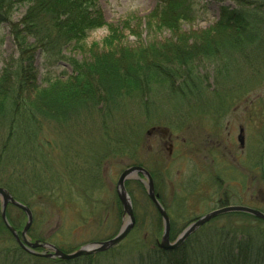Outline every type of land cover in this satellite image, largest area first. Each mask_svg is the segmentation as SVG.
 <instances>
[{"label":"rangeland","instance_id":"obj_1","mask_svg":"<svg viewBox=\"0 0 264 264\" xmlns=\"http://www.w3.org/2000/svg\"><path fill=\"white\" fill-rule=\"evenodd\" d=\"M157 2L99 0L106 26L90 31L79 44L72 43L64 48L65 60L49 65L42 53L37 54V83L41 87L55 75L66 79L77 63L94 62L105 54L118 59L122 52L137 53L148 47L160 49L165 44L170 48L182 46L193 52L192 64L195 68L186 72L195 79L191 80L179 69L177 72L180 75L175 77L179 85L175 87L177 89L169 84L153 82L149 90L130 96L125 94L115 104L111 102L107 106L101 104L86 108L66 122L46 119L42 122L40 140L31 144L29 151L21 152L16 160H12L13 148L7 155L0 156V186L15 185L19 190L14 196L32 209L34 220L28 232L31 241H46L63 251L72 252L84 244L115 236L126 218L121 213L117 197V181L124 168L135 163L138 154L153 169L156 161L161 165L162 174L156 182L174 218L176 238L193 217L202 216L217 206L201 201L200 192L195 188L187 190L185 187L191 183L190 176L197 175L196 179L201 182L204 179L203 170L210 172L197 169L202 161L200 152H207L210 158L217 159L215 155L227 151L224 161H230V151H237L233 147L238 146L236 139L233 142V139L227 141L223 138L226 137L224 126L228 120L238 126V121L246 117L242 113L241 117H237L235 114L238 113L230 112L219 121L216 109L231 110L236 105L242 109L251 103L256 108L246 123L252 141L250 154L256 161L254 186L251 191L246 185L236 187L232 202L236 204L242 199L244 204L249 203L264 211L263 173L257 169L258 159L264 154V26L260 27L262 31L255 43H243L251 31L242 34V42H237L234 38L239 36V26V29H224L217 22L223 7L237 9L239 5L234 0H197L193 20L183 22L175 31L159 27L151 20L150 13ZM25 10V7H19L13 20L21 18ZM111 26L117 29L116 35L120 34L115 40L111 35ZM108 37L111 38L109 42ZM209 44L217 48L208 49L206 45ZM18 54L8 26H1L0 75L7 63L16 59ZM182 90L184 92H180ZM211 119L218 120L219 124ZM156 125L179 131L181 156L175 157L178 159L175 166H172L175 158L168 160L167 147L161 144L164 134L159 133L157 138L150 136L151 139L147 134V130ZM6 136L7 130H0V141ZM210 137L221 141L223 146L217 150L208 149L205 142ZM183 138L187 139L186 143ZM193 154L198 158H193ZM12 162L18 173L6 171L13 170ZM220 164H215L214 169L217 170ZM163 178L164 181H161ZM126 185L135 211V229L114 248L94 255L93 264H142L141 261L145 264L148 247L156 244L155 238L163 230V221L145 187L134 180ZM251 192L253 199L249 197ZM212 193L213 190L209 193L210 197ZM188 204L196 205L186 210ZM195 208L197 212L192 214ZM7 214L15 226L21 227L27 220L24 211L13 204L8 205ZM263 222L247 214L222 215L187 239L186 249L190 256H198L208 249L217 255L223 245L222 239L227 237L230 238L226 241L233 237L238 240L252 238L258 247H263ZM15 244L3 225L0 201V249ZM45 263L60 264L54 261ZM259 263L264 264V260Z\"/></svg>","mask_w":264,"mask_h":264},{"label":"trees","instance_id":"obj_2","mask_svg":"<svg viewBox=\"0 0 264 264\" xmlns=\"http://www.w3.org/2000/svg\"><path fill=\"white\" fill-rule=\"evenodd\" d=\"M196 1L158 0L150 13L151 20L159 27L177 31L183 22L193 20ZM234 1L239 7H223L217 25L224 29L239 26V36L235 35L234 38L237 42H242V34L246 35V31H251L243 43L253 44L259 39L264 26V0ZM19 7H25L26 10L21 18L13 20L14 12ZM3 25L8 26L19 52L16 59L7 63L0 75V130H7L6 139L0 141V156L7 155L13 148L12 160H16L21 152L29 151V146L40 140L42 122L46 119L66 122L86 108L101 104L107 106L111 102L115 104L125 94L130 96L138 91L149 90L153 82L169 84L171 88L179 87L175 82V77L180 75L177 72L179 69L191 80L195 79L186 72L195 68L192 64L193 52L182 46L170 48L165 44L160 49L148 47L137 53L122 52L123 55L118 59L106 57L108 54H105L94 62L77 63L73 67V73L66 79L55 75L49 77L47 85L39 86L36 66L38 53H42L49 65L65 60L67 56L64 48L72 43L79 44L90 31L107 25L99 0H0V27ZM110 28L112 37L117 39L116 36H120L115 34L117 29L113 26ZM110 37L107 42L111 40ZM206 46L208 49L217 48L214 44ZM12 167L13 170L6 171L9 170L10 174L18 173L14 163ZM3 187L17 196L19 189L15 185ZM245 214L257 221H264L249 213ZM7 216L10 224L12 222L11 225L20 232L24 224L21 227L15 226L10 216ZM1 219L16 244L0 249V264H46L45 262L52 261L60 264H69L72 261L73 264H93L94 255L110 250L72 260L36 256L18 244L2 214ZM228 238L230 237L222 239L223 245L217 255L208 249L198 256H190L186 249L187 241L171 250L160 249L154 244L155 247H148L144 262L252 264L255 261L253 264H260L259 261L264 260V246L258 247L252 238L238 240L233 237L227 242ZM141 246L146 248L143 244ZM141 263L144 264L143 261Z\"/></svg>","mask_w":264,"mask_h":264},{"label":"flooded vegetation","instance_id":"obj_3","mask_svg":"<svg viewBox=\"0 0 264 264\" xmlns=\"http://www.w3.org/2000/svg\"><path fill=\"white\" fill-rule=\"evenodd\" d=\"M240 107H241L240 105H236V106H233L232 108L230 107L231 110L230 109L225 110L222 107L220 109H216L218 120L220 121V118L225 117L228 114L230 115V112H234V114L238 113V114H235L237 117H241V113H242L243 115H245L246 119L250 120V118H252V116H253V113L255 112L256 106H254L253 103H251V104H247V105L243 106L242 109ZM246 119L243 116V118H241L238 121L239 122L238 126H237V124L235 125L234 123H233V125H234L233 126L231 124V120H228L226 125L224 126L225 127V132H226V137H223V138H225L227 141H229L230 139H233V140L236 139L239 142L238 146L236 148H235V146H233L234 149L237 150V151H234V150L230 151V161H228V159H226L224 161V157L228 154L227 151H225L224 154L215 155L217 159L210 158L209 157V153H207V152L206 153L200 152L199 157H201L202 161L200 162L199 165H197V169L198 170L207 169L210 172L206 173L203 170L204 179L201 182H199V180L196 179L198 177L197 175H195L194 177L190 176V182L191 183L187 184V185H189V187H187V186H185V187H186L187 190L190 187L191 188L193 187L197 191H199L200 192L199 198L201 199V201H205V202H208V203H214L215 205H217L216 207H214L210 211L204 213L203 215H205V214H207V213H209V212H211V211H213L215 209H218V208H221V207H224V206H229V205H246V206L254 207V206H251L249 203L244 204L245 202H243L242 199H240L241 202H235L236 204H233V202H232V201H234L235 196H236V193H235L236 192V187H238L239 185H242V186L246 185L247 186L246 187L247 190L251 191V190H253V186H254V179H255L254 178V171H255V168H256V165H255L256 161H255L254 156H252V154H250V149L251 148H250L249 145H250V142H252V141H250L251 136L249 137V133H248L249 131H248V127H247V123H246L247 120ZM211 120L213 122H216L217 124H219L218 120L217 121H214L213 119H211ZM189 121L190 120H188L187 122H189ZM188 129L191 130V126H189ZM161 132L164 134L163 135L164 137L161 139L162 140L161 144L166 145L167 150H168L166 158L168 160L169 159L172 160L175 157L176 158L180 157L181 156L180 155V142H179V139H178L179 138V131L177 129H175V128H174V130L171 131V130H169L167 128H162L160 125L152 126L149 130H147V134H148L150 139H151V137L152 138L153 137L154 138L159 137L160 136L159 133H161ZM208 135L210 136V134H208ZM219 137L222 138L221 136H219ZM186 140H187L186 138H183L182 141L184 143H186L185 142ZM233 142H236V141L234 140ZM205 146L208 149L217 150V149H220V147L223 146V143L221 141H219V140L214 141L213 138L210 137V140H208V142H205ZM262 155L258 159L259 160V165L257 164L258 165L257 169H259L261 171L260 173H263L262 174V178L264 180V170H263V157H264V154H262ZM176 158H175L174 162L172 163V166H175V164L177 163L178 159H176ZM189 158H191V156H189ZM193 158H198V157H196V154H193ZM221 162H222V164H220ZM147 163L148 162L146 160L144 161L143 157H140V155L138 154L135 163L133 165L129 166V167H132V166L142 167L145 170H147L150 173V175L152 176L153 181H154V185H155V191L158 194V198H159L160 202L162 203V205L167 210L168 215L170 217V223H171L170 239L171 240H175L180 235V233L175 238L174 235H175L176 231H175V225H174V222H173L174 218L172 219V216H171L172 214L169 212V207L163 201L162 192L158 188V184L156 182L158 179H160V176L162 174L161 165H160L159 161H156V163L154 165L155 168L153 169V167H149L147 165ZM215 164H220V167H218L217 170L214 169ZM129 167H125L124 170L129 168ZM230 177H232V178H230ZM238 177L241 179V182H239ZM130 180H134L136 183L140 184L143 188L145 187V189H146L145 181L147 180V176H146V174L143 171H138L133 178H130L129 180L126 181V184ZM161 181H164V178L161 179ZM185 184L186 183H184V185ZM126 188H127V185H126ZM212 190H213V193H212V196L210 197L209 193ZM232 191H233V193H231ZM146 192H147V189H146ZM147 195H148V193H147ZM130 196H131V194H130ZM117 197H118V194H117ZM249 197L251 199H253L254 195H253L252 192H251ZM172 199H173V197H172ZM118 200L120 202V206L122 207L121 213H123V206H122V203H121L119 197H118ZM150 201L153 204V206L155 207V209L157 210V212L159 213L160 218L162 219V216H161L160 212L158 211V209L156 208L155 204L152 202L151 199H150ZM195 205L196 204H192V205L188 204L187 207H186V210L190 206H195ZM180 211H181L180 213L182 214V209ZM196 212H197V210L195 208V209H193V213L192 214H194ZM236 213L243 214V215L245 214L244 212H228V213L220 214V215L210 219L204 225H206L207 223H210L215 218L220 217L222 215L225 216V215H228V214H236ZM123 215H124V213H123ZM202 216L195 217V218L193 217V219L190 220V222H189V224L187 226H189L192 222L198 220ZM204 225H202L195 232H193L188 237V239L193 237ZM162 226H163V229H164V225H162ZM134 229H135V227L133 228V230ZM162 231L163 230L161 229V232ZM161 232L159 233V236L157 238H155V240H156L155 246L156 245L158 246V242H159V240L161 239V237L163 235V233H161ZM160 235H161V237H160ZM160 249H162V248H160ZM37 250H45V248H41L40 247V248H37ZM163 250H166V249H163Z\"/></svg>","mask_w":264,"mask_h":264},{"label":"water","instance_id":"obj_4","mask_svg":"<svg viewBox=\"0 0 264 264\" xmlns=\"http://www.w3.org/2000/svg\"><path fill=\"white\" fill-rule=\"evenodd\" d=\"M263 170H264V157H263ZM138 171H143L146 176L147 180L145 181L146 189L149 198L152 200V202L155 204L156 208L160 212L163 220V235L161 239L158 242V246L162 249L171 250L178 248L181 246L188 237L195 232L199 227L204 225L206 222H208L213 217H216L220 214L228 213V212H244L249 213L251 215H254L260 219L264 220V212L250 206L246 205H229L224 206L218 209H215L202 217H200L198 220L192 222L189 226H187L180 235L175 239H170V229H171V223H170V217L168 215L167 210L162 205L158 198V194L155 191V185L152 176L150 173L145 170L142 167L138 166H132L127 169H125L119 176L117 181V194L118 197L122 203L123 206V213L125 215V220L123 225L121 226L119 232L106 240L101 241H93L87 244H84L77 248L76 250L72 252H66L57 247L56 245L46 242V241H31L28 238V232L33 224L34 215L32 212V209L22 201L16 199L13 194L5 187L0 186V201H1V213L2 218L7 225V227L10 229V231L13 233L16 241L18 244L26 251L36 255V256H44L48 258H60L62 260H72L81 256L85 255H92L100 252H104L118 244H120L127 236L130 234V232L133 230L136 224V217L134 213L133 203L131 196L126 188V181L130 178H133L135 174ZM9 204H13L20 209H22L26 215L27 220L24 224V227L19 234V232L10 224L8 217H7V207ZM45 248L44 251H38L37 248Z\"/></svg>","mask_w":264,"mask_h":264}]
</instances>
